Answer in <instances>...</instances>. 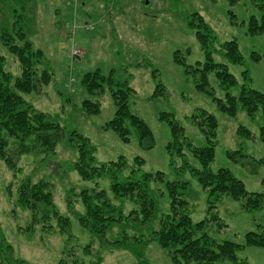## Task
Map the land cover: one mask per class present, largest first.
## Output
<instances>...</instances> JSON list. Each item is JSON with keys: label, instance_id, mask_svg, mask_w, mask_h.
<instances>
[{"label": "rangeland", "instance_id": "374dc122", "mask_svg": "<svg viewBox=\"0 0 264 264\" xmlns=\"http://www.w3.org/2000/svg\"><path fill=\"white\" fill-rule=\"evenodd\" d=\"M263 15L264 2L256 0H0L4 68L14 77L21 74V64L9 45L29 40L45 57L46 64L38 65V71L48 66L53 73L47 84L22 93L24 99L48 113L65 130H76L89 138L97 161L123 158L127 173L140 157V167L152 174L149 189L155 202V210L144 218L132 197L112 193L109 176L83 180L71 169L78 155L75 148L64 144L65 136L50 156L39 150L22 154L15 172L0 159V244L5 241L11 245L13 254L10 261L0 255V264H20L18 260L22 264H175L168 249L148 240L149 232L159 227L160 218L170 210L169 181L188 183L179 196L186 200L191 220L203 221L202 231L216 242L242 244L248 231L264 225V200L259 206H246L245 196L235 199L222 195L213 204L208 203L207 188L192 171L200 168L199 160L188 146L182 148L181 155L167 150L172 140L170 126L160 117L161 113H171L191 145L201 147L208 141L191 115L199 109L214 115L217 124L210 169L227 168L243 182L247 192L264 193V143L259 134L262 111L253 117L242 110L234 116L226 114L210 94L195 88L193 78L174 60L175 52L188 65L204 60L196 28L188 22L200 16L215 37L213 60L226 64L237 82L222 87L212 71L208 79L213 94L220 98L227 91L237 94L244 81L264 92V62L253 57L264 54V33L254 34L249 28L252 18L260 22ZM17 25L25 31L22 40L15 36ZM231 40L241 55L234 63L222 50V45ZM95 70L131 88L129 110L149 126L152 144L149 140L140 142L129 123L128 140L106 128L116 110L109 85L104 79L103 90L89 94L81 83L85 73ZM116 88L113 86V90ZM85 99L98 103V112L89 111L83 105ZM238 128L249 134H239ZM26 178L50 182L54 206L68 218L65 230L54 216L39 221L31 210L14 205L17 186ZM83 190L91 194L104 190L127 218L110 224L104 232L83 226L79 217L85 215V206L78 196ZM134 211L137 220H127L135 218ZM235 254L247 264H264V247L244 245ZM189 264L233 263L217 260Z\"/></svg>", "mask_w": 264, "mask_h": 264}, {"label": "trees", "instance_id": "16d2710c", "mask_svg": "<svg viewBox=\"0 0 264 264\" xmlns=\"http://www.w3.org/2000/svg\"><path fill=\"white\" fill-rule=\"evenodd\" d=\"M256 1H259L260 4L264 2V0ZM194 21L196 23H193ZM188 22L191 27L196 28V37L204 51V60L197 61L195 65H188L184 58L175 52V62L182 65L185 73L193 78L195 88L210 94L218 108L226 114L234 116L239 110H242L248 116L253 117L261 110L263 123L260 126L259 134L264 143V92L253 88L244 81L239 85L237 94L227 91L223 98L216 97L209 86L208 74L210 72L214 71L222 87L236 85V79L228 71L226 64L213 60L211 54L215 37L208 24L200 16L196 20L192 19ZM14 28H17L14 31L17 39H24L25 31L21 26L17 25ZM249 28L254 34L264 33V15L260 22L252 18ZM9 38L12 37L9 36ZM9 48L15 53L21 64V74L12 76L4 68V56L0 54V159L11 171L15 172L22 154L39 150L45 156H50L55 153L56 144L65 136L64 144L75 148L78 155L71 169L75 170L83 180L95 176H109L112 193L116 197H132L140 205L143 217L148 218L155 210V202L149 189L152 174L140 167L139 163L142 162L140 157L135 158L136 163L127 173L124 171L127 162L123 158L117 161H97L93 155L94 150L90 145L89 138L76 130H65L48 113L37 110L22 96V93H29L35 90L39 84H47L52 80L53 73L50 72L48 66L38 71V65L46 64L42 51L33 48L29 40H24L21 44L12 43ZM222 50L230 63L240 61L241 55L234 40L225 42L222 45ZM253 57L255 60L262 58L264 62V54H255ZM104 79L111 89L116 106L114 116L107 121L106 128L112 129L121 139L128 140L130 132L126 123H129L134 127L140 142L149 140L148 142L152 144L153 136L149 126L141 117L129 110L127 98L131 88L128 85L114 81L111 76L105 78L99 70L85 73L81 78V83L87 93L95 94V92L103 90ZM113 86H117V88L113 90ZM157 86L160 88L159 84ZM83 105L91 112H98V103L90 99H85ZM191 116L192 119H195L194 122L199 126L200 131L206 136L208 144L201 147L192 146L184 128L174 119L173 115L161 113L160 117L169 123L172 136V140L166 145L167 150L175 151L181 155L184 146L192 149L193 155L200 162V168L192 169V171L204 188H207L208 203L213 204L218 197L228 195L235 199L245 196L247 197L246 206H251V204L259 206L264 200V193L247 192L243 182L227 168H218L213 171L209 167L214 152L212 138L217 124L215 116L201 109ZM237 131L239 134H249L246 129L238 128ZM158 176L160 177L161 173ZM166 187L170 193V210L160 218L159 227L149 232L148 240L168 249L175 264L217 260H229L233 264H247L236 258V250L244 245L264 247V225H260L256 231H248L245 234V242L242 244L232 240L216 242L205 231H202L203 221L193 222L191 220L186 209L187 202L179 196L184 194L188 183L186 181L182 183L169 181ZM179 188L183 189L179 190ZM78 196L85 206V215L79 217L83 226H90V229L104 232L110 224L121 222L122 219L127 218L108 200L104 190L94 191L93 194L88 190H83ZM14 205L21 209L31 210L32 216L39 221H45L50 216H54L62 230H65L68 225V218L61 216L54 206L50 182L46 179L36 182L30 181L28 178L21 180L17 186ZM134 212L135 218L127 220H137V213ZM38 214L40 216L37 218ZM0 255L10 261L13 256L11 245L1 241ZM18 262L23 263L22 260H18Z\"/></svg>", "mask_w": 264, "mask_h": 264}]
</instances>
